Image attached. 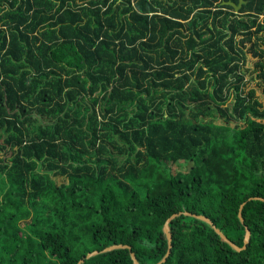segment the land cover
Masks as SVG:
<instances>
[{
    "label": "trees",
    "instance_id": "1",
    "mask_svg": "<svg viewBox=\"0 0 264 264\" xmlns=\"http://www.w3.org/2000/svg\"><path fill=\"white\" fill-rule=\"evenodd\" d=\"M227 1L0 0V264H264V0Z\"/></svg>",
    "mask_w": 264,
    "mask_h": 264
},
{
    "label": "water",
    "instance_id": "2",
    "mask_svg": "<svg viewBox=\"0 0 264 264\" xmlns=\"http://www.w3.org/2000/svg\"><path fill=\"white\" fill-rule=\"evenodd\" d=\"M244 2H246L245 0H239V2L238 3H235V2H233V1H227V3H229V4H231L233 7H234V9H235V11L236 12H239V10L241 9V7H242V5H243V3ZM173 217V216H172ZM172 217H170V218H168L167 219V221H166V223H165V227H164V229H165V232L167 233V235H168V239H169V245H170V247H171V240H172V235H171V232H170V229H169V222H170V220L172 219ZM198 217H200V218H202V219H207L205 216H202V215H198ZM208 220V219H207ZM209 221V220H208ZM216 231L226 240V241H228L233 247H235L236 249H238V250H241L242 248H245L246 247V245L245 246H243L242 248L241 247H239L238 245H236L235 243H233L222 231H220L219 229H217L216 228ZM249 235H250V231L248 230L247 231V233H246V236H245V243H247L248 242V238H249ZM117 247H125V245H122V244H120V245H113V246H110V247H107V248H105V250H110V249H113V248H117ZM169 247V248H170ZM170 250V249H169ZM94 253H98V251L96 250V251H94L93 252V254ZM167 254H169V251L167 252ZM133 258H134V261H135V264H139L138 263V261H137V259H135V256H134V254H133ZM165 259L166 258H163V260L162 261H165ZM161 263V262H160ZM159 263V264H160ZM78 264H82V260L81 261H79V263Z\"/></svg>",
    "mask_w": 264,
    "mask_h": 264
},
{
    "label": "flooded vegetation",
    "instance_id": "3",
    "mask_svg": "<svg viewBox=\"0 0 264 264\" xmlns=\"http://www.w3.org/2000/svg\"><path fill=\"white\" fill-rule=\"evenodd\" d=\"M246 1V0H245Z\"/></svg>",
    "mask_w": 264,
    "mask_h": 264
},
{
    "label": "rangeland",
    "instance_id": "4",
    "mask_svg": "<svg viewBox=\"0 0 264 264\" xmlns=\"http://www.w3.org/2000/svg\"><path fill=\"white\" fill-rule=\"evenodd\" d=\"M177 170V169H176Z\"/></svg>",
    "mask_w": 264,
    "mask_h": 264
}]
</instances>
